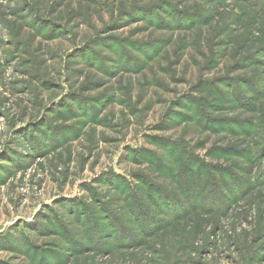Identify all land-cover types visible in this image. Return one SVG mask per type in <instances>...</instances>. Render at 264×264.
I'll use <instances>...</instances> for the list:
<instances>
[{
    "label": "rangeland",
    "instance_id": "obj_1",
    "mask_svg": "<svg viewBox=\"0 0 264 264\" xmlns=\"http://www.w3.org/2000/svg\"><path fill=\"white\" fill-rule=\"evenodd\" d=\"M0 264H264V0H0Z\"/></svg>",
    "mask_w": 264,
    "mask_h": 264
}]
</instances>
